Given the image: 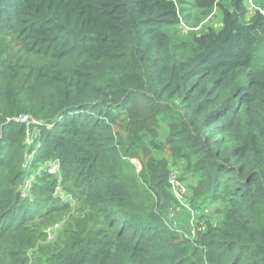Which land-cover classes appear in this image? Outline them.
I'll return each mask as SVG.
<instances>
[{"label": "trees", "instance_id": "trees-1", "mask_svg": "<svg viewBox=\"0 0 264 264\" xmlns=\"http://www.w3.org/2000/svg\"><path fill=\"white\" fill-rule=\"evenodd\" d=\"M248 1L0 0V264H264V0L252 16ZM215 10L218 30L181 36ZM118 147L151 211L119 181ZM55 161L88 212L53 251L41 229L70 207ZM172 168L190 208L221 207L195 239L167 222Z\"/></svg>", "mask_w": 264, "mask_h": 264}, {"label": "rangeland", "instance_id": "rangeland-1", "mask_svg": "<svg viewBox=\"0 0 264 264\" xmlns=\"http://www.w3.org/2000/svg\"><path fill=\"white\" fill-rule=\"evenodd\" d=\"M249 2V16L254 15L255 11L251 5L250 0ZM221 19L222 15L219 10H215L206 20L201 22L199 25L195 23L190 24L189 27L181 25L180 34L182 37H189L192 33H197V31L201 30L202 27L204 28H213L218 30L221 26ZM12 55L14 58L18 57L17 50L12 47L11 50ZM32 141L36 138L37 134H31ZM31 142V140H30ZM112 140L109 138V135L105 141H98V144H104L105 146H109L112 144ZM32 144V143H31ZM109 153L110 155H107ZM115 153L106 152V158L110 161V157L113 156ZM32 158L29 153H27V159L30 161ZM117 163H116V172L118 175V179L121 183L124 184L127 193L129 194L130 198L138 205H140L144 210L151 211L155 207V199L146 193V187L143 182L139 179V173L141 171V165L138 161L131 159L130 157H126L124 151L118 147V153L116 155ZM135 162L136 165L133 163ZM54 162L49 164L43 165V168L48 169L50 175H54V180H57L58 188L53 191V195L61 197L65 202L70 204L69 209L67 212L65 211L61 214L58 219L54 222L53 227L48 230L41 229L45 233V240L47 241V245L51 246L53 251H56L59 247V244L63 242L64 237L60 239L61 234L64 232L65 237H69L71 235L70 230L74 229L77 223L81 220L86 219L88 206L85 203V199L77 193L71 182L67 183L68 188L71 190L73 195H69V193H65L62 190V186L64 184L62 178L59 179L61 166L56 171L54 169ZM172 171L178 172V170L172 168ZM41 170L36 172L39 173ZM34 179V177H33ZM191 184V182H190ZM30 185V183H27ZM28 192V189H27ZM89 205V204H88ZM90 206V205H89ZM91 207V206H90ZM93 210V208H91ZM220 210L221 207L218 204H211L209 201L206 203V207L204 209H195L191 206L190 209L184 210H174L170 214V210L167 211V222L169 226H172L174 229H177L178 233H183L185 236L190 235V232L194 229L196 225L195 222L200 224H206L207 221H210L212 224H216L220 220ZM94 211V210H93ZM204 216V218H202ZM199 224V226H200ZM59 226V228H56ZM48 230V231H47ZM47 232V234H46ZM49 233H55V240L50 241L48 236ZM195 236L194 238H196Z\"/></svg>", "mask_w": 264, "mask_h": 264}, {"label": "built area", "instance_id": "built-area-1", "mask_svg": "<svg viewBox=\"0 0 264 264\" xmlns=\"http://www.w3.org/2000/svg\"><path fill=\"white\" fill-rule=\"evenodd\" d=\"M14 120L16 122H19L21 124L26 125L27 136H28L27 137V143H29V144L33 143L32 138L35 135H33V136L31 135L30 127L33 125L34 126L40 125V123L36 119H34L33 117L28 116V115L16 117V118H14ZM8 121H11V119H9ZM49 127L52 128L53 126L49 125ZM30 140H31V142H30ZM54 163H55L54 169L57 171L60 167V162L55 161ZM59 179L61 180V176H59ZM168 184H169L171 193L173 194L174 200H175V205L173 206V208L178 207L177 210L189 209L188 201L190 198V190H189V187L186 184V182L180 180V176H179L178 172L172 171L170 178H169V181H168ZM194 225H196V226L190 232V235H186V237L194 238L197 235L198 231H204L205 230V226L202 224H200V226H199L198 222H195ZM49 240L50 241L55 240L54 236L50 235Z\"/></svg>", "mask_w": 264, "mask_h": 264}, {"label": "clouds", "instance_id": "clouds-1", "mask_svg": "<svg viewBox=\"0 0 264 264\" xmlns=\"http://www.w3.org/2000/svg\"><path fill=\"white\" fill-rule=\"evenodd\" d=\"M133 164L137 166V164H135V162H134ZM170 191H171V190H170ZM174 205H175V204H174ZM174 205H173V206H174ZM173 206H172L171 209H170V214H171L174 210H176V209L178 208V207L173 208ZM172 208H173V209H172ZM189 209H190V204H189ZM182 210H184V209H182ZM199 224H200V223H199ZM202 225H204V224H202ZM205 230H206V227H205ZM205 230H204V231H205ZM200 232H203V231H200ZM197 235H198V234H197ZM197 235H196V236H197ZM185 237H186V236H185ZM194 239H195V238H194Z\"/></svg>", "mask_w": 264, "mask_h": 264}, {"label": "bare ground", "instance_id": "bare-ground-1", "mask_svg": "<svg viewBox=\"0 0 264 264\" xmlns=\"http://www.w3.org/2000/svg\"><path fill=\"white\" fill-rule=\"evenodd\" d=\"M137 59V58H136ZM63 82V81H62ZM121 91V90H120ZM141 94V93H140ZM68 116V115H67ZM63 120V119H62ZM257 129V128H256ZM253 131V130H252ZM7 150V149H6ZM10 155V154H9ZM67 212V211H66Z\"/></svg>", "mask_w": 264, "mask_h": 264}]
</instances>
